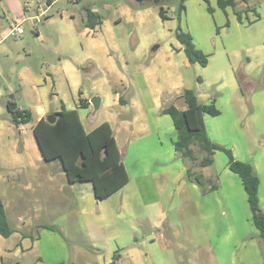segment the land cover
Returning <instances> with one entry per match:
<instances>
[{
	"label": "rangeland",
	"instance_id": "1",
	"mask_svg": "<svg viewBox=\"0 0 264 264\" xmlns=\"http://www.w3.org/2000/svg\"><path fill=\"white\" fill-rule=\"evenodd\" d=\"M217 1L209 0L214 9L210 12L205 0L145 1L151 3L147 5L140 0H54L53 4L48 0H0V40L8 36L0 44V105L16 94L19 104L34 108V85L41 80L39 87L45 86V99L52 110L62 101L76 107L83 91L89 99L94 95L105 99L93 119L92 105L78 108L84 123L93 126L107 121L113 109L108 108L106 97L119 82L118 71L133 78L136 65L154 66L155 83L167 86L168 63L173 59L169 53L172 44L179 43L176 29L181 24L193 35L197 47L209 54L206 66L186 64L185 52L177 57L184 87L193 89L202 103L215 100L221 113L204 115L207 132L214 142L230 148L237 159L254 166L264 210V0L238 1L225 10ZM182 2L186 9L180 21ZM161 6L167 11V20L160 17ZM87 8L100 13L104 20L93 35L84 23ZM43 9L45 15L36 23L34 18ZM236 12L241 13L242 21ZM15 23L22 24L23 34H9ZM136 38L138 42L133 45ZM159 43L162 46L153 60L151 51ZM7 48L10 52L5 57ZM88 57L106 69L86 76L81 63ZM111 60L117 67L114 72L107 70ZM22 68L30 73L24 83L19 78ZM12 69L14 72L9 73ZM48 76L54 79V86L50 80L45 84ZM144 78L137 72L139 87L145 92L151 83ZM11 85L14 90L8 88ZM23 89L29 100H21L16 93ZM167 104L186 106L184 99ZM146 108L149 123H153V116L160 119L161 129L166 131L165 146L159 148L156 139H148L146 150L134 145L125 152L129 182L105 199H96L92 188L85 190L88 184L82 182L64 189L68 180L59 160H38L35 150L25 147L17 149L24 156L21 163L11 150H0V190L9 191L7 196L14 195L9 181H44L32 195L45 198L30 204L40 212L41 220L60 224L65 211H73L71 221H67V238L63 230L38 231L41 258L47 264H104L115 250L145 239L156 264H263L264 242L253 223L241 178L228 166L227 154L216 151L213 164L200 167L206 153L194 145L196 159L188 161V166L202 174V184L188 180L187 162L177 152V158L173 157L171 145L177 135L171 116L157 112L160 109L153 96L146 98ZM14 129L19 138L15 125ZM169 145L173 154L167 158ZM19 147H24L23 141ZM155 147L159 148L157 153ZM45 181L55 182L44 186ZM213 184H217L216 189H211ZM87 194L92 202L81 200ZM48 195L59 207L45 217ZM83 211L92 214L84 215ZM12 220L13 228H17ZM48 234L53 241L48 240ZM78 250L85 257L75 260ZM18 261L19 256L13 258V264Z\"/></svg>",
	"mask_w": 264,
	"mask_h": 264
},
{
	"label": "crops",
	"instance_id": "2",
	"mask_svg": "<svg viewBox=\"0 0 264 264\" xmlns=\"http://www.w3.org/2000/svg\"><path fill=\"white\" fill-rule=\"evenodd\" d=\"M49 1H50L49 4H53L54 2V0L53 1L49 0ZM140 4L147 5L151 3H147V2L145 3V1L142 2L140 1ZM102 25H104V20L101 24L97 25L95 28H90L86 26L85 27L88 30V33L90 35H93L98 31V27H101ZM132 31L133 30L130 29L129 33H131ZM5 38H8V36L6 35L3 39H1L0 44L5 40ZM48 41L50 42L52 40H48ZM137 42L138 39L137 38L134 39L133 45H136ZM115 45L118 46L117 43ZM172 45L173 47L170 50L169 55L172 56L173 59L170 60V62L168 63L169 70H168V80L166 81L167 83L166 87H161L160 84L155 83L154 74L156 68L154 66H145L142 63H140L136 65L135 68L136 73L135 75H133V78L131 77L127 78L125 75L119 74L118 71L117 73H118L119 82L115 83V86L112 87L113 94L110 96L108 95V97H106L108 99V104H107L108 108H112L113 110L110 113V118L104 122H109L110 125L112 126L118 147L120 149V152L122 154L124 153V156H125V152L129 151L134 145H136L137 148L142 150H146L147 147L149 148L150 142H148V139L149 140L156 139L158 141L159 148L165 146V141L163 136L166 133V131L165 130L162 131L160 125L161 124L160 119L158 117L153 116L152 118L153 123H149L148 121V116H147L148 109L146 108V98L153 96V99L155 100L156 108L160 109V111L157 112H161L163 108L167 107L168 106L167 102L177 101L178 99H184L182 97V93L185 89L188 88L184 87V77L178 70L181 64L177 61V57L178 56L182 57L183 52L185 51L183 45L180 42ZM161 46L162 44L159 43L153 47L151 51L153 60L157 57L158 55L157 53L160 50ZM5 51H6L5 57H8L7 54H9L10 50L7 48ZM141 58H142V54L140 55L139 59ZM186 58H187L186 64H195V63H190L187 55ZM81 67H82L81 69L84 70V74L86 76H93L94 73H96L99 69L100 70L106 69L105 66L103 67V64L100 65L98 62L94 60L93 57H88L87 61L84 64L81 63ZM107 70L111 72L117 70L115 63L112 62V60L108 63ZM13 72L14 69H12V71L9 73H13ZM137 72H139V74H144L145 76L144 81L147 84L151 83V88L148 87L147 91L145 92L139 87V82L137 81ZM29 77H30V73L28 68H22L19 71V78L22 80L23 83L24 81H27ZM49 77L50 76H48V78H45V84L48 83L47 82L48 80H50L53 82V86H54L55 85L54 79L52 77L50 78ZM6 78L9 82L10 81L9 77ZM73 84L77 85V82H73ZM41 85H42L41 80H39L38 83L34 85V89L36 92L35 101H33L34 100L33 97L31 98L34 108L28 109L23 107L21 104H19L16 101V94H13L14 95L13 99H9V100H14L19 109H27L31 112L32 119L28 123L20 124L19 126L15 125L12 122L11 115L7 107L8 100L5 101L2 105H0V150L3 152H6L5 151L6 149H8L9 151L11 150L14 153V159L16 161L19 160L21 163L24 161V156L23 154H18L19 153L18 151H20L22 148L24 149L25 147L35 150V155L38 158V160H42L46 163L55 161V160L52 161L44 160L43 154L41 152V149L34 134L35 124L41 119H46L53 112L61 111L63 107H65L66 109H76L78 111V108H84L80 106L81 100L84 101L87 100L90 102V99L84 95L83 91H80L79 92L80 97L78 98V104L76 107L74 106L71 107L62 101L58 106L55 107L54 110H52L45 99V95H46L45 86L41 88L39 87ZM14 87L15 86L11 85L8 88L14 90L15 89ZM16 93L18 95L19 94L21 95V100H23L24 98L29 100L25 94L24 89L17 90ZM163 99L166 100L162 102ZM104 100L105 99L102 96V102H104ZM186 107L187 105L178 108L180 110H184L186 109ZM5 112L7 113V115L5 114ZM34 117L35 120H33ZM81 121L87 132L92 131L94 128H96L99 125L97 124L93 126H87L82 120V118ZM13 124L17 127V129L20 132L19 138L17 137V131L14 129ZM22 141L24 147H19ZM173 141L174 140H172L171 146H173L174 148L173 150H175ZM159 148L158 147L157 149L156 147L153 148L154 153H157ZM166 151L169 153L167 158L172 157L173 153L170 154V145ZM174 152L175 153L173 154V157L177 158L176 150ZM163 153L164 152L162 151L159 152V154H163ZM124 156H123V162H124ZM187 166L188 163L185 166V172ZM61 168H62V164H61ZM20 170L23 173L24 167L22 166V169ZM63 173L65 174L64 170ZM43 182L44 181H19V182L9 181V184L12 190L14 191L13 193L14 195H12L11 197L7 196L9 191L4 189L0 190V198L3 200V203L5 205L7 220L11 225V227L13 228L12 219H15L16 227H17V228H13L14 232L9 237H4L0 234V264H13V258L17 256H19V261L17 262V264H47L45 260L41 258L42 256L40 254L41 251L40 242L42 241V238L41 236H36V234H38V231L40 229L48 230L50 232H58L63 230L65 233V237L67 238V234H66L68 227L67 221L68 220L71 221V218L73 217L72 210L68 209L65 211V213L62 216V220H60V224H52L50 222H47L46 220H41L42 217L40 216V212L37 211L36 209H31L30 207V204L32 202L42 201V199H38V198H45L43 196L36 198L35 196L32 195V191L35 190V187L37 188L38 185L42 184ZM45 182L46 183L44 184V186L45 185L49 186L50 183L53 184L55 181H45ZM3 183H5V181ZM76 183L78 182L72 183L68 180L67 184L63 183V188L65 189V186L67 185L72 188L76 186L75 185ZM81 184H88V187L85 188V190L92 188L93 191L92 182H82ZM85 199H87V203L88 201H91L90 196L88 194L81 198V200H85ZM46 201L48 205L46 206L47 212L45 217H50L51 212H56V211H51V209L57 208L59 206H56L54 204V201L52 200V196L48 195ZM87 213L88 215L92 214V212H88V211L82 212V214L84 215H86ZM46 225L49 227L48 228L44 227ZM47 238L50 241L54 240V237L50 234L47 235ZM117 250H120V254H121L119 264H156L150 256L149 243H147L145 239L138 242L133 241L131 243H128V245H124L122 246V248ZM80 256L84 258L85 254L79 253L78 250L75 253L74 259L75 260L80 259ZM111 259L112 257L109 258L104 264H108L111 261Z\"/></svg>",
	"mask_w": 264,
	"mask_h": 264
},
{
	"label": "trees",
	"instance_id": "3",
	"mask_svg": "<svg viewBox=\"0 0 264 264\" xmlns=\"http://www.w3.org/2000/svg\"><path fill=\"white\" fill-rule=\"evenodd\" d=\"M205 1L208 3V10L213 12L214 9L209 4V0ZM238 1L247 2L248 0H218L217 2L218 6L225 10L229 6L235 7ZM48 3H50L49 0ZM185 9L186 6L182 2L178 13L180 21ZM166 13L165 8L161 6L159 14L163 20L168 19ZM236 14L242 21L241 13L236 12ZM102 22L103 16L100 13L88 8L85 10L86 27L95 28ZM176 38L183 45L190 63H199L201 66L208 64L209 54L197 47L193 35L183 29L181 24L176 29ZM182 97L186 102V109L180 110L175 105H170L161 111L163 114H169L173 120L177 135L173 141L176 152L188 163L196 159L193 146L199 145L200 149L206 153L200 161V167L212 165L216 151L227 154L228 166L241 178L248 196L253 223L260 231L264 242V210L261 208L259 198L260 179L254 166L237 159L230 148L210 138L204 115L217 116L221 113L215 100L202 103L197 93L189 88L183 91ZM80 106L87 108L90 102L81 100ZM7 107L15 125L19 126L31 121V112L27 109H19L14 100H8ZM52 114L57 116L55 123L41 119L34 126V134L45 161L59 160L67 179L72 183L92 182L94 195L99 200L109 197L129 182V175L123 162L124 153L120 152L109 122H102L92 131L87 132L76 109L63 107L61 111ZM186 177L190 181L202 184V174L194 171L192 166H187ZM216 188L217 184L211 186V189ZM13 232L7 220L5 205L0 198V234L9 237ZM120 258V251L116 250L108 264H119Z\"/></svg>",
	"mask_w": 264,
	"mask_h": 264
},
{
	"label": "water",
	"instance_id": "4",
	"mask_svg": "<svg viewBox=\"0 0 264 264\" xmlns=\"http://www.w3.org/2000/svg\"><path fill=\"white\" fill-rule=\"evenodd\" d=\"M141 2L142 1H153L155 3L157 2H160L161 0H140ZM156 48V47H155ZM14 98V95L11 94L10 96V99H13ZM90 104L93 106L94 108V111L92 113V119L95 117L96 113L100 110L101 108V105H102V96L101 95H94L91 97L90 99ZM57 119V116L56 115H49L46 120L49 122V123H55Z\"/></svg>",
	"mask_w": 264,
	"mask_h": 264
},
{
	"label": "built area",
	"instance_id": "5",
	"mask_svg": "<svg viewBox=\"0 0 264 264\" xmlns=\"http://www.w3.org/2000/svg\"><path fill=\"white\" fill-rule=\"evenodd\" d=\"M49 6V5H48ZM39 11V10H38ZM46 9H43L42 11H39L37 15L35 16V22L40 23L41 17L45 15ZM24 33V28L21 23H15L9 32L10 35H20Z\"/></svg>",
	"mask_w": 264,
	"mask_h": 264
}]
</instances>
